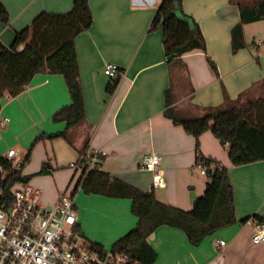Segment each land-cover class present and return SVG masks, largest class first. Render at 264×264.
Masks as SVG:
<instances>
[{"label": "crops", "instance_id": "obj_1", "mask_svg": "<svg viewBox=\"0 0 264 264\" xmlns=\"http://www.w3.org/2000/svg\"><path fill=\"white\" fill-rule=\"evenodd\" d=\"M0 1L10 14L9 24L0 22V42L8 47L39 14H65L74 3ZM162 1L89 0L93 24L75 40L87 119L69 130L70 141L44 139L32 148L38 137L66 129V122L53 120L58 110L71 104L63 76L39 73L21 94L2 100L0 119L5 122L0 126V156H6L10 149L21 154L32 148L22 174L30 176L28 183L37 185L43 199L45 189L47 203L54 204L66 190L74 192L80 174L73 165L88 143L104 155L101 169L112 178L143 191L154 190L160 201L190 210L210 179L197 167L195 137L164 114L167 90L172 91L173 105L187 117L223 106L225 91L233 101L240 98V103L263 95L264 20L245 24L246 46L232 51V29L241 21L239 5L256 0H184L185 12L200 25L207 53L199 49L185 53L182 64L172 66L167 64L163 31L149 32ZM207 55L216 63L220 78L207 62ZM108 64L123 70L112 95L107 92L112 81L105 73ZM200 152L228 168L239 222L207 236L199 246L192 245L183 230L160 226L149 237L158 252L154 264H264V241H253L260 222L253 218L240 222L254 215L264 217V160L232 165L228 146L210 131L200 137ZM152 153L161 157L164 185L158 187L153 184V175L140 169L143 157ZM47 159L55 170L39 175ZM74 201L81 233L105 249H112L137 226L138 217L129 198L79 191ZM220 240L225 245H220Z\"/></svg>", "mask_w": 264, "mask_h": 264}, {"label": "trees", "instance_id": "obj_2", "mask_svg": "<svg viewBox=\"0 0 264 264\" xmlns=\"http://www.w3.org/2000/svg\"><path fill=\"white\" fill-rule=\"evenodd\" d=\"M184 0H163L149 27V32L163 31V46L168 57L167 64H182L185 53L202 50L207 53V44L199 23L187 14L183 7ZM241 21L232 29V51L236 53L246 46L245 24L264 20V0L240 3ZM0 22L10 23V14L0 1ZM93 24V13L89 0H74L73 8L65 14L42 12L32 24L16 34L11 46L0 42V112L2 100L14 98L21 94L31 83L35 75L48 73L64 77L71 104L61 108L53 115L55 122H66L62 132L42 135L33 144L44 139L65 138L69 140L70 129L86 122V105L80 79V69L75 46L76 37L89 30ZM23 49L20 50V47ZM257 61H260L257 58ZM207 62L220 78L216 63L207 55ZM185 67V65H184ZM112 78L107 92L112 95L117 89L123 70ZM223 106L209 108L201 116L187 117L173 105L171 89L166 92V110L164 114L174 124L183 126L184 130L195 137L197 143V162L210 166V182L204 194L199 196L190 210H183L157 199L155 191L140 190L122 180L112 178L111 174L101 169L104 155L100 156L99 166L80 174L75 196L81 189L86 194H100L132 200L131 210L138 217L135 228L120 238L112 247L113 251L128 253L139 261V264H154L158 252L149 242V237L163 225L181 229L188 241L199 246L203 240L218 230L238 223L235 215L234 188L229 178V170L215 159L204 157L200 152V137L207 131L228 146V155L232 165L240 166L264 160V93L254 100L240 103L231 100L225 91ZM244 95V94H243ZM243 97V96H241ZM87 145L82 149L88 148ZM32 148L24 157L18 168H12L6 156H0V165L8 171H0V188L7 191L18 183L26 184L30 176H24L22 170L30 161ZM55 168L47 159L38 174L46 175ZM264 223V217L254 215L250 219ZM103 247L102 244H96Z\"/></svg>", "mask_w": 264, "mask_h": 264}, {"label": "built area", "instance_id": "obj_3", "mask_svg": "<svg viewBox=\"0 0 264 264\" xmlns=\"http://www.w3.org/2000/svg\"><path fill=\"white\" fill-rule=\"evenodd\" d=\"M119 68L108 64L105 73L114 78ZM4 122L0 119V126ZM101 154L86 148L73 165L75 171L81 174L85 167L95 169ZM6 158L12 168L20 167L24 161L15 149H10ZM160 158L157 153L146 155L140 165V169L153 175L156 187L164 185ZM197 167L208 176L216 165L197 162ZM0 171L5 174L8 169L1 164ZM253 241H264V223L255 226ZM97 243L80 231L72 192L64 191L54 204L48 205L42 191L31 184L18 183L7 191L0 188V264H139L130 254L101 248ZM219 244L225 245V241Z\"/></svg>", "mask_w": 264, "mask_h": 264}, {"label": "rangeland", "instance_id": "obj_4", "mask_svg": "<svg viewBox=\"0 0 264 264\" xmlns=\"http://www.w3.org/2000/svg\"><path fill=\"white\" fill-rule=\"evenodd\" d=\"M23 152L26 153V154L28 153V152H26V151H22L21 154L18 153L19 157H25V156H23ZM30 159H31V158H30ZM28 163H29V162H28ZM28 163H27V164H28ZM26 166H27V165H26ZM25 168H26V167H25ZM25 168H24V170H25ZM39 175H41V174H39ZM48 175H50V174H48ZM48 179L50 180V178H48ZM50 181H51V180H50ZM76 182H77V181H76ZM76 182L74 183V187L76 186ZM28 184H31L32 186L37 187V185H36L35 183H33V182H29ZM72 186H73V185H72ZM41 188H42V187H41ZM73 189H74V188H73ZM42 190H43V192H45V199H44V202H45L46 204L49 205L50 203H47V201H46V200H47V193H46L45 189L42 188ZM79 191L84 192V191L81 190V189H80ZM79 191H78V192H79Z\"/></svg>", "mask_w": 264, "mask_h": 264}]
</instances>
